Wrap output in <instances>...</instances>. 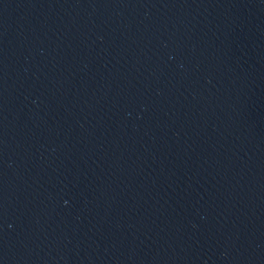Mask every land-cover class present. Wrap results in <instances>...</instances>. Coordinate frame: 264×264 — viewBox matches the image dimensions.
Returning <instances> with one entry per match:
<instances>
[{"label":"water","instance_id":"95a60500","mask_svg":"<svg viewBox=\"0 0 264 264\" xmlns=\"http://www.w3.org/2000/svg\"><path fill=\"white\" fill-rule=\"evenodd\" d=\"M0 264H264V0H0Z\"/></svg>","mask_w":264,"mask_h":264}]
</instances>
